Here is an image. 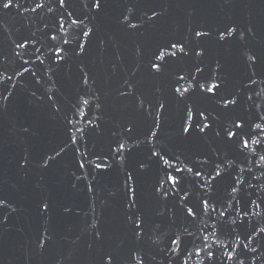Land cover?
<instances>
[{
    "label": "water",
    "instance_id": "obj_1",
    "mask_svg": "<svg viewBox=\"0 0 264 264\" xmlns=\"http://www.w3.org/2000/svg\"><path fill=\"white\" fill-rule=\"evenodd\" d=\"M101 4L0 0V264H264V0ZM188 108L211 128L182 133Z\"/></svg>",
    "mask_w": 264,
    "mask_h": 264
},
{
    "label": "snow or ice",
    "instance_id": "obj_2",
    "mask_svg": "<svg viewBox=\"0 0 264 264\" xmlns=\"http://www.w3.org/2000/svg\"><path fill=\"white\" fill-rule=\"evenodd\" d=\"M3 2V7L4 8H9L12 6V0H2ZM59 4L61 7L64 6L65 4V0H59ZM37 7H43V4H38ZM93 7L99 12L102 10V4H101V0H93ZM131 27L135 28L136 25H130ZM230 32H235V29L233 28H230L229 29ZM85 36H88L91 34V30L89 31H86L83 33ZM195 35L196 36H207L208 34L207 33H204V32H200V31H196L195 32ZM55 37H53L54 39ZM64 43H68L67 40L64 41ZM179 44V47H180V53L181 55H187V53L184 51V48H185V44L182 42V41H170L169 42V45L168 47H170L171 49H176L177 48V45ZM17 47H21V46H24L26 47L27 45L26 44H17L16 45ZM79 48L81 50V52L84 51V45L81 44L79 45ZM62 51V49L60 50ZM193 53L197 56H202L204 54V52H197L195 49H193ZM17 55H19V53H17ZM57 55V58L58 60H63V56H60L59 55V51L56 53ZM171 56H175L176 55V52H171L170 53ZM154 56H155V59L152 60L150 62V68L151 69H154L155 72L153 73L154 75H158L159 73H161L163 71V65L158 63L157 61L159 60H163L164 59V56H163V53H154ZM250 59H252L250 57ZM196 70L199 72V71H203V69H201L199 66H197ZM179 80H184V76L183 75H180L179 76ZM84 83L86 84L87 83V80L84 81ZM223 83V81H221L220 83H213L211 81L208 82V85L207 87H205L204 85L202 84H199L197 83L196 84V88H199L201 90V92H207V93H211L213 95V97L216 95V93L218 91H220L221 89V84ZM174 91L176 93H178L181 97L184 96L185 93H188L189 92V88L185 87L183 88V91H181V88L179 87H176L174 89ZM193 91H195V88L193 89ZM126 94V93H125ZM221 99L223 100L224 102V107L227 108V105L228 104H233L235 105L237 103V101L234 99V98H229L227 96H224V97H221ZM85 104L88 103V101H84ZM142 103V102H141ZM164 104H160L159 105V109L161 111H163L164 109ZM57 111H59V109H57ZM193 115H195L196 117H200L201 119H199L196 124H193L191 123L192 119H193ZM207 120V117L204 116V113L203 111L201 110H197L195 114L192 113V110L191 108H188L187 109V113H186V117L181 125V131L182 133H185V134H191L194 129L196 128L197 125L200 126V132L203 133L205 131V129H209L211 128V125L210 124H207L205 123V121ZM89 123H91V121H89ZM98 127V125H97ZM236 129L237 131H233L232 129ZM244 128V124L241 123V122H236V121H233V124H232V127L227 129L224 133L225 135V138L229 141L233 140V138L237 137L238 135V132H242ZM257 128H259V125H257ZM127 131L131 132L132 129L131 128H128ZM153 136L156 135V133H152ZM217 135H219V133H217ZM73 142H75L74 138H73ZM243 143V146L246 148L248 147V141L247 140H242L241 141ZM252 143H255V141H252ZM123 150H124V145L123 144H119L118 148L116 149V153L119 154L121 156V159L123 160ZM128 151H131V149H128ZM59 154V153H58ZM154 156H159L160 154L153 151L152 153ZM162 158V157H161ZM51 159V158H50ZM165 165H168V161H164ZM170 166V165H169ZM79 167L80 168H83L84 167V161L81 160L79 162ZM96 168H101L102 165L100 163H97L95 165ZM105 168L107 167L106 165L104 166ZM176 171H183V169H176ZM189 171H191V169H189ZM199 174V173H198ZM219 175V173H217ZM132 179V173L129 172L127 174V179L125 180V184H124V191H125V196L128 197V201H127V206L129 208H132L136 202H137V196H136V192H137V189L136 187L130 185L128 183L129 180ZM163 183H167L169 185V189H164L163 188V184L158 181L157 182V185L154 186V193L155 195L159 196V197H162L164 199H167L168 195L171 194V195H175L176 192H178L180 189L177 188L176 186L180 183L179 179L176 177V176H173V175H167L164 179H163ZM204 205L206 206L207 205V201H204L203 202ZM43 209L45 211H47L48 209V205L47 203H44L42 205ZM186 213L187 215L189 216H193L194 215V212L192 210V208H187L186 209ZM129 219L132 220V223L133 225L135 226V228H139L140 227V224L138 223L140 217H136V219H132V217L130 216ZM173 243H176L178 244L180 241L179 240H173L172 241ZM108 255V258H109V264H110V261L114 258L110 253L106 254Z\"/></svg>",
    "mask_w": 264,
    "mask_h": 264
}]
</instances>
